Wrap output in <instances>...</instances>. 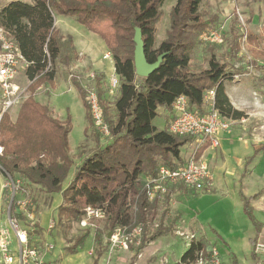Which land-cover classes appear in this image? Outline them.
<instances>
[{"label":"trees","instance_id":"obj_1","mask_svg":"<svg viewBox=\"0 0 264 264\" xmlns=\"http://www.w3.org/2000/svg\"><path fill=\"white\" fill-rule=\"evenodd\" d=\"M202 2L177 0L170 12L166 37L158 46L157 33L164 16L165 0H32L31 3L13 0L0 9V26L31 63L28 68L30 78H36L28 88L29 95L17 118L12 120L6 115L3 119L0 139L4 150L0 154V167L7 181L9 176L20 178L28 187L39 186L49 194L61 193L63 202L58 208L59 220L80 223L88 207L104 209V219L92 220L96 225L94 245L98 255L112 246V241L106 239L109 233L114 235L120 231L136 260L149 243L170 232L175 224V221L166 224L163 215L158 218L162 202L159 197L150 199L146 178L157 177L161 165L173 171L183 167L188 158L183 157L182 149L194 143V138L172 133V116L167 117L164 128L159 129L154 120L159 117L160 108L173 110L175 101L185 96L189 111L204 113L208 106L205 95L215 90L216 108L222 115L234 119L247 116L233 106L225 85L236 81L244 71L221 62L216 53L220 44L201 39L203 33L220 29L216 15L207 17L201 11ZM58 15L75 18L104 41L119 77L114 99L109 101L107 95L111 90L105 85V74L95 76L93 93L101 110V125L107 127L111 137L110 142L102 146L100 140L104 133L95 120L92 91L77 76L70 74L86 109L85 132L96 143L91 154L77 166L69 139L71 116L62 121L53 115L48 105L36 99L37 90L43 85L55 87L60 64L70 69L79 59L73 38L63 37L56 26ZM239 24V16L235 14L229 35L224 33V39L228 41L224 55L231 62L239 59L242 50L243 32ZM255 38L247 31V40L254 42ZM139 45L143 47L148 63L159 62L158 68L148 77H141L136 72ZM202 45L209 55L208 66L195 72L192 56ZM259 54L264 61V51ZM259 67L264 69V65ZM210 146L207 142L199 147L197 158L202 157ZM73 168V177L63 189ZM208 183L206 191L212 179ZM174 185L188 194L200 192L183 183L171 186ZM240 195L244 211L255 229L251 245L253 258H256L255 246L264 228L256 219L251 203L258 194L247 196L241 185ZM10 198V195L5 196L7 204ZM31 202H36L33 196ZM15 208L16 200L12 205V216L17 214ZM18 217L25 220L22 214ZM41 232L37 224L29 231L33 246L41 245L33 239L35 233ZM88 238L86 231L68 252L76 253ZM210 246L206 236L193 240L178 264H198L200 260L204 264H213ZM231 264L239 262L234 259Z\"/></svg>","mask_w":264,"mask_h":264},{"label":"rangeland","instance_id":"obj_2","mask_svg":"<svg viewBox=\"0 0 264 264\" xmlns=\"http://www.w3.org/2000/svg\"><path fill=\"white\" fill-rule=\"evenodd\" d=\"M11 1L13 0H0V9ZM22 1L32 2V0ZM176 2L177 0H165L164 16L158 27L157 46L166 37V31L170 26V12ZM201 11L207 17L216 15L218 17L217 25L220 29L223 28L226 36L229 35L235 14L238 15L237 11L245 19L247 31L256 37L255 41L247 40L244 44L242 43L239 59L232 62L228 61L224 55L228 49L227 38L217 46L216 53L221 62L228 67L244 71L236 80L252 89L256 101H263L264 69L259 65L263 66L264 61L259 52L264 51V0H203ZM56 26L60 29L63 37L70 35L73 37V44L79 54V59L72 63L70 69H66L63 64H60L55 87L50 84L43 85L37 90L36 99L48 105L53 115L62 121L71 116L69 139L71 154L75 166H77L91 154L96 143L85 132L86 109L78 90L71 81L70 74L77 76L82 84L92 91L91 96L96 86L95 76L104 73L106 76L105 85L111 90L117 74L112 65V56L108 51L104 53L100 51L102 50L100 43L104 44V42L98 35L87 30L73 17L58 15ZM208 56L204 45L195 49L192 56V68L195 72L208 66ZM227 86L230 87L229 84ZM236 91L242 95L248 94V90L242 85ZM115 92H110L107 95L109 101L114 99ZM19 109L15 110L12 115L16 116L15 113ZM162 109L160 108L159 117L154 120V124L159 129H163L166 118L175 113V110H167L166 114ZM110 140L111 137L104 134L100 144L105 146ZM196 149V142L184 147L182 149L183 157L187 159ZM259 149V151H248V166L244 176L242 169L238 170L235 165L233 169L230 157L225 158L227 165L229 164L227 170H225L226 168L223 170L222 167H214L219 149L215 147L209 149L206 152V157L215 185L211 183L208 191H200L197 195L188 194L176 185L169 186L167 193L161 198L158 218L163 215L166 224L171 221H175V224L170 232L149 243L136 260H133V253L129 251L119 233L106 238L112 241L113 246H110L105 253L98 255L94 245L96 225L82 227L77 222L69 223L66 219L59 220L58 208L63 202L62 194H49L39 186L28 187L18 178L19 185L30 190L29 199L33 196L36 200L35 204H32L31 211L34 222L42 232L35 233L33 239L44 245H46L45 243L55 245L54 250L47 256L48 264H178L192 241L202 236H206L210 240L211 249L218 250L221 264H231L234 259H237L239 264H264V256L256 254L257 257L253 258L251 238L256 233L252 221L244 211L240 195L241 185H243L247 196L252 197L258 194L251 203L256 219L264 225V145ZM218 160L223 162L221 157ZM74 168L63 184V189L68 186L73 177ZM8 183L0 167V227L9 224L8 204L4 199L5 196L10 195ZM166 199L168 202H165ZM52 221L55 226L50 229L49 225ZM24 224L27 225L29 231L33 230L30 224L27 222ZM86 231L89 232V238L84 246L79 248L76 253H69L68 248ZM262 234L264 235V228Z\"/></svg>","mask_w":264,"mask_h":264},{"label":"built area","instance_id":"obj_3","mask_svg":"<svg viewBox=\"0 0 264 264\" xmlns=\"http://www.w3.org/2000/svg\"><path fill=\"white\" fill-rule=\"evenodd\" d=\"M237 13L239 25L243 32L242 43L244 44L247 41V25L239 11ZM201 39L207 43L221 44L224 41L223 28L209 30L202 34ZM30 65L31 63L25 58L22 51L9 39L8 33L0 26V131L4 117L9 115L12 120H15L19 111L15 113L16 116L12 115L13 112L22 106L29 95L28 88L36 79H31L28 74ZM118 85L119 77L117 76L112 83V93L116 91ZM215 98V90L208 91L204 98L208 105L207 109L204 113H197L189 111L187 98L180 96L173 106L175 113L172 114L173 119L170 131L180 135L192 136L194 142L197 143V149L207 142L210 143V147L217 148L220 144L219 135L229 131L236 119L222 115L216 108ZM91 103L97 125L100 126L104 134L108 135L107 127L101 125V110L94 93L91 96ZM3 150L4 147L0 143V154H3ZM196 151L190 154L183 167L173 171L161 165L157 177L146 178L150 199L163 198L169 186L178 183H183L196 191H204L207 188L208 182L212 179V174L202 157L197 158ZM8 182L11 196L8 203L9 224L8 226L0 227V264H46L47 256L54 250L55 245L53 243H45L46 245L33 246L27 225L24 224L27 222L31 227L36 224L30 209L32 205L31 199H29L30 190L19 185V179L9 176ZM14 200H16L14 212L17 214L12 216ZM19 214L25 217L26 222L18 217ZM105 217L106 211L104 209L88 207L80 225L82 227L95 226L92 220L104 219ZM54 226L55 223L52 221L49 228L51 229ZM116 233L121 235L120 231ZM138 233L139 231H137ZM211 250V262L213 264H221L218 250L215 248ZM255 253L264 256V235L262 233L257 240ZM204 263L203 260L198 262V264Z\"/></svg>","mask_w":264,"mask_h":264},{"label":"crops","instance_id":"obj_4","mask_svg":"<svg viewBox=\"0 0 264 264\" xmlns=\"http://www.w3.org/2000/svg\"><path fill=\"white\" fill-rule=\"evenodd\" d=\"M100 47V49H102L100 51H103V53L108 51L105 43L103 44L101 42ZM112 62V65L114 66V61L112 60ZM234 82L225 83L226 92L233 106L237 110L244 111L247 116L242 119H236L229 131H225L219 135L220 144L217 147V149H219V154H217L215 157L216 162L214 167H222L223 170L224 168L227 170L229 164L227 165L225 158L230 157L233 169L235 165L238 170H243L244 175V172L247 171L248 166V151H259V147L264 145V100L256 101L252 89H250L247 85H243V83L238 80ZM227 84L230 85L229 88ZM240 85L245 86V88L248 90V94L246 93L245 95H242L236 91ZM162 110H165L167 114L166 109ZM209 149H213V147L208 148L205 151L204 156H202V159L207 163L208 168L209 162L207 161L206 152ZM220 157L223 159V162H219L218 159ZM210 172L212 174L211 170ZM212 185H215L213 174Z\"/></svg>","mask_w":264,"mask_h":264},{"label":"water","instance_id":"obj_5","mask_svg":"<svg viewBox=\"0 0 264 264\" xmlns=\"http://www.w3.org/2000/svg\"><path fill=\"white\" fill-rule=\"evenodd\" d=\"M136 72L141 77H148L153 73L159 66L158 63L150 64L147 62L144 50L142 46H138L136 49ZM112 236V233H109V238Z\"/></svg>","mask_w":264,"mask_h":264}]
</instances>
